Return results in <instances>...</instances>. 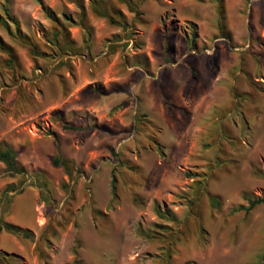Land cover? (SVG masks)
Masks as SVG:
<instances>
[{
  "label": "rangeland",
  "instance_id": "374dc122",
  "mask_svg": "<svg viewBox=\"0 0 264 264\" xmlns=\"http://www.w3.org/2000/svg\"><path fill=\"white\" fill-rule=\"evenodd\" d=\"M0 41V264H264V0H0Z\"/></svg>",
  "mask_w": 264,
  "mask_h": 264
},
{
  "label": "trees",
  "instance_id": "16d2710c",
  "mask_svg": "<svg viewBox=\"0 0 264 264\" xmlns=\"http://www.w3.org/2000/svg\"><path fill=\"white\" fill-rule=\"evenodd\" d=\"M105 13L106 12H104L103 14L106 15ZM110 19H111V21H113L112 18H110ZM192 31H193L192 32L193 39H192L191 47L192 46L194 47L195 46L194 38L197 36V32H196V30H194V27H192ZM0 45H2L1 41H0ZM6 51L9 54H11V51H9V49L6 50ZM66 127H68V126H66ZM71 127L73 128V126H71ZM57 149H58V146H57ZM0 161L4 164L5 170H6V172L8 174L14 175V174L24 173V169L22 167H20L18 165L17 161H16V153H15V151L13 149L8 148V147L2 148L0 146ZM51 161L55 165L63 166V168L65 169L66 173L68 175H71V168H70L68 162L64 158H62L60 154H57V155L53 156ZM78 171H80V170H78ZM7 190L8 189L6 187L4 189V191H3V193L7 192ZM209 200L212 203V205L218 206L219 203L216 200V197L209 196ZM260 202H264V197L257 198V199H251L248 202V207L247 208H250V207L254 206L256 203H260ZM1 228H4L5 230H7L9 232L21 234L22 236H25V237L30 235V233H29V231L27 229H22L18 225H15L13 223L6 222V221L0 219V229ZM4 258H5V256L0 253V261L3 260Z\"/></svg>",
  "mask_w": 264,
  "mask_h": 264
}]
</instances>
